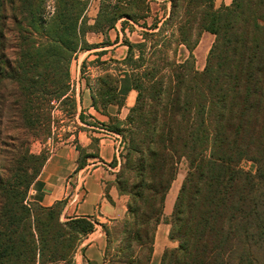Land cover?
<instances>
[{"label": "trees", "instance_id": "obj_1", "mask_svg": "<svg viewBox=\"0 0 264 264\" xmlns=\"http://www.w3.org/2000/svg\"><path fill=\"white\" fill-rule=\"evenodd\" d=\"M0 0V264L73 262L97 222L62 219L64 201L43 206L28 199L49 153L32 143L53 135L55 113L77 111L71 63L79 52L101 73L91 88L93 107L109 116L120 137L115 184L128 197L127 216L104 225L108 264H151L156 231L180 163L187 174L171 216L160 264H264V0H168L151 24L152 0ZM128 47L109 57L112 29ZM106 39L91 43L88 33ZM137 34L132 41L127 33ZM204 32L215 36L203 70L194 50ZM175 46V57L169 49ZM189 54L177 58L179 47ZM125 120L112 117L130 91ZM98 138L92 148L98 150ZM79 168L96 156L77 143ZM252 161L256 173L243 170Z\"/></svg>", "mask_w": 264, "mask_h": 264}, {"label": "crops", "instance_id": "obj_2", "mask_svg": "<svg viewBox=\"0 0 264 264\" xmlns=\"http://www.w3.org/2000/svg\"><path fill=\"white\" fill-rule=\"evenodd\" d=\"M112 31L116 33L111 41L115 42L118 35L120 41L105 47L108 50L107 55L111 53L109 47L113 48L112 52L121 47L128 51V47L122 45V33L119 26L117 29L110 30L108 34L110 35ZM89 34L104 37L102 34L93 32L88 33L87 36ZM103 40L95 43H101ZM96 50L98 49L86 51L85 57L78 62L81 83L78 84V89L75 91L78 106L74 115L73 131L66 133L63 138H59L60 133L58 132L57 141L52 142L53 138H49L41 142L38 148L31 149L36 154L47 151L49 156L41 173L30 187L29 201L37 202L43 206H52L59 201H64L63 220L87 217L97 222L94 231L88 234L77 248L71 264H102L105 262L107 236L103 226L123 220L126 218L128 210V197L121 195L115 184L119 166L111 167L110 165L115 157H119L121 145H118V142L120 144V137L107 129L106 124L109 122V116L99 113L93 107L91 88L86 84L87 77L93 82L101 70L99 67L90 65L87 67L88 71L83 74L81 71L85 60H94L91 58ZM126 54L127 52L122 58L117 59H123ZM95 57L97 56L95 55ZM136 97L137 91H130L126 97L125 105L122 108L110 106L108 108L109 115L125 120L130 108L136 102ZM56 113L63 112L57 110ZM93 137L99 140L98 150L92 148ZM77 143L85 148L87 153L93 155L97 153L96 156L88 157L81 168H79L80 151L77 149ZM33 144H37V141ZM159 246L157 247L155 243L152 258V261L156 260L157 263L160 262L165 249L176 247L177 242L170 241ZM56 264L68 263L59 262Z\"/></svg>", "mask_w": 264, "mask_h": 264}, {"label": "rangeland", "instance_id": "obj_3", "mask_svg": "<svg viewBox=\"0 0 264 264\" xmlns=\"http://www.w3.org/2000/svg\"><path fill=\"white\" fill-rule=\"evenodd\" d=\"M231 2H232V0H215V8L219 9L222 6H228L231 4ZM98 6H99V2L97 0H93L92 4L90 6L89 12H88V16L91 20V23L94 22V18L97 15ZM170 8H171V3L168 0H152L151 1L152 13H151V18L148 20L149 23L152 24L155 21L156 17H160V18L163 17L164 18V16L167 15V13L169 12ZM118 26L120 28V24ZM115 33H116L115 31H112L110 33V35L108 34V37L110 38V40H111V38L113 39L115 37ZM127 36L132 41L136 40L138 37L136 33L131 34L129 32L127 33ZM122 38H123V34H122ZM87 39L89 42L95 43L98 41H102L103 39L105 40L106 37L105 36L102 37L100 35L97 36L94 34H89L87 36ZM214 40H215V36L213 34L208 33V32H204L202 34L200 42H199L198 46L196 47V49L194 50V55L196 57V67L198 70L204 69V67L206 65L207 56H208L209 51H210V49L214 43ZM109 48L111 49L110 50L111 53L107 56H104L103 57L104 60L108 59L109 57L122 58L125 55V53L127 52L126 48H124V47H121L117 51H113V52H112L113 48L112 47H109ZM174 49H175V46L171 47L169 49V52H168L170 57H172V58L175 57ZM100 50L101 49H98L96 51H100ZM86 53H87L86 51L79 52L77 57L71 63V67H70L71 79H72V85L75 88V91H76V89H78V86H79L78 84L81 83L80 70H79L80 68L78 69V62L80 59L85 57ZM188 54H189V51L185 47L181 46L178 48L176 55H177V58L179 60H183L185 57L188 56ZM95 58L96 57L94 54V56H92L91 59H95ZM86 71H88L87 68H86ZM97 71L99 73V70H97ZM55 117H56V120L53 124V131L54 132H53V135L51 137V138H53L52 142L54 140L57 141L58 132L60 133L59 138H63V136H65L66 133L73 131V126H74V123H73L74 116L69 117V115H66L64 113H58V114L55 113ZM46 140H43V141H46ZM43 141H37V144H35V145L32 143L33 145H31V149L32 148L33 149L38 148L40 146V143ZM118 145H120L119 142H118ZM79 161H80V156H79ZM240 167L247 172L256 173V166L252 161L244 160L241 163ZM186 174H187V162L185 160H183L179 165L178 174H177L176 179L173 182L171 190L169 192V196L167 199V204L165 207L163 219H162V221H161V223L158 226L157 231H156L155 243L157 244V247L159 245H163V243L165 244V243L170 242V241L171 242L175 241V242H177V246L179 245V242L170 236V231H171L170 221H171V216H172L173 209H174V204L176 202L178 193L181 189V186H182V183L185 179ZM171 248H174V247H171ZM161 258H162V256H161ZM161 258H160V261H161ZM102 264H108V263L103 262ZM151 264H160V262L157 263L156 260H153L151 262Z\"/></svg>", "mask_w": 264, "mask_h": 264}]
</instances>
